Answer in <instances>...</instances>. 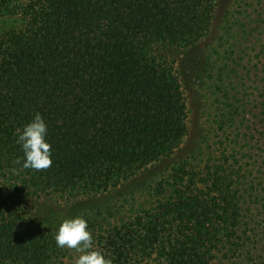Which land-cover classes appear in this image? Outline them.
<instances>
[{"label": "trees", "instance_id": "obj_1", "mask_svg": "<svg viewBox=\"0 0 264 264\" xmlns=\"http://www.w3.org/2000/svg\"><path fill=\"white\" fill-rule=\"evenodd\" d=\"M220 1L0 0V264H75L54 237L76 216L113 264H264V0H229L214 37ZM206 41L198 141L158 169L191 133L178 58ZM36 112L41 171L13 164Z\"/></svg>", "mask_w": 264, "mask_h": 264}, {"label": "clouds", "instance_id": "obj_2", "mask_svg": "<svg viewBox=\"0 0 264 264\" xmlns=\"http://www.w3.org/2000/svg\"><path fill=\"white\" fill-rule=\"evenodd\" d=\"M17 132L16 143L23 157H17L13 164L36 171L50 168L53 164L51 144L47 141L48 125L43 116L36 112L33 119ZM10 171L16 174L18 169L13 167ZM54 239L57 247L75 249L80 253L75 264H113L112 258L95 247L93 233L83 216L65 218Z\"/></svg>", "mask_w": 264, "mask_h": 264}, {"label": "rangeland", "instance_id": "obj_3", "mask_svg": "<svg viewBox=\"0 0 264 264\" xmlns=\"http://www.w3.org/2000/svg\"><path fill=\"white\" fill-rule=\"evenodd\" d=\"M229 3V0H221L219 4V11L215 18L214 23V33L213 36L216 37L218 33V29L220 27L221 21H222V13L224 11V8ZM12 28V25L10 24H0V33L7 31ZM210 42V41H209ZM208 42V43H209ZM207 41L205 43L198 44L197 46L188 49L184 53H182L179 56V70L182 75L183 85L184 89L186 91V94L188 96V101L191 109V119H190V129L191 133L185 143L183 144L182 148L176 152V154L171 158L170 160H167L165 162H162L161 165H159L157 168H166L170 163H173L174 161L182 158L187 153L192 150L198 141L200 124L199 120L197 118L196 113V97L194 92V82L196 79L199 78V73L201 72V56L203 53V50L208 45ZM156 168V167H154ZM157 169V170H158ZM37 208V211L39 215L43 219H47L49 217H53L57 212H61L58 207L52 203L49 202H42L35 205ZM75 207H66V209L62 212L68 213L67 210L73 211ZM70 212V213H71Z\"/></svg>", "mask_w": 264, "mask_h": 264}]
</instances>
